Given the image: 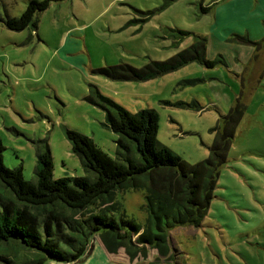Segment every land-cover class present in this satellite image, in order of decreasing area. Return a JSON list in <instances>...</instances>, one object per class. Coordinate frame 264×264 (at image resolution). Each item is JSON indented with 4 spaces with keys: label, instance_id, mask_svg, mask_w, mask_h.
<instances>
[{
    "label": "rangeland",
    "instance_id": "rangeland-1",
    "mask_svg": "<svg viewBox=\"0 0 264 264\" xmlns=\"http://www.w3.org/2000/svg\"><path fill=\"white\" fill-rule=\"evenodd\" d=\"M29 2L0 0V140L4 163L22 165L29 181L36 180L39 153L47 147L54 178H95L73 151L67 129L120 158L121 135L108 125L95 88L132 112L156 109L159 141L191 164L210 156L222 115L240 99L247 105L208 213L199 226L170 229L167 254L149 245L135 256L128 246L111 252L96 235L79 259L45 264H264V0H53L37 13V27H7L5 20L21 15ZM173 29L205 36L208 58L223 55L225 62L191 61L145 81L101 71L143 67L193 43V35L181 39ZM127 143L140 160L136 144ZM117 199L129 219L148 223L144 188L118 192ZM11 203L21 206L0 180V209ZM34 254L0 244V256L15 264Z\"/></svg>",
    "mask_w": 264,
    "mask_h": 264
},
{
    "label": "trees",
    "instance_id": "trees-1",
    "mask_svg": "<svg viewBox=\"0 0 264 264\" xmlns=\"http://www.w3.org/2000/svg\"><path fill=\"white\" fill-rule=\"evenodd\" d=\"M52 1L30 0L21 15L5 20L6 26L13 30H23L31 24L37 27V13L46 10ZM208 11L209 6L202 7V12ZM172 32L181 39L193 35L194 41L166 60H151L143 67L119 64L101 71L112 78L145 81L191 61L207 67L225 62L223 55L208 58L205 36L183 29ZM95 92L107 111L108 125L121 135L120 158L112 157L92 137L74 129L66 130L73 151L80 156L83 166L95 173V178H54L53 158L47 147L39 153L36 180L29 181L22 165L11 168L4 163L5 147L0 140V180L21 202V206L3 204L0 209V244L16 245L24 252L35 253L30 262L21 264L77 260L96 235L111 252L128 246L135 256L139 249L145 252L149 245L167 254L172 248L170 229L202 224L218 185L220 167L227 162L231 139L247 108L240 99L229 114L222 115L223 131L215 137L210 156L191 164L159 141L156 109L132 112L98 88ZM128 140L136 144L140 160L131 157ZM130 188L145 189L144 207L149 215L145 226L122 212L117 195ZM61 206L72 215L65 214ZM0 262L15 264L6 256H0Z\"/></svg>",
    "mask_w": 264,
    "mask_h": 264
}]
</instances>
